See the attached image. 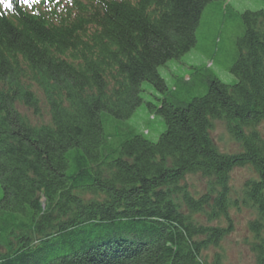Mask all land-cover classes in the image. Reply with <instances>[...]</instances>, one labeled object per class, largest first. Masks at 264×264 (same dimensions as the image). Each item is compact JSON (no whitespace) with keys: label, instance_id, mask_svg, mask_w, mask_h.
I'll return each instance as SVG.
<instances>
[{"label":"trees","instance_id":"trees-1","mask_svg":"<svg viewBox=\"0 0 264 264\" xmlns=\"http://www.w3.org/2000/svg\"><path fill=\"white\" fill-rule=\"evenodd\" d=\"M216 1L242 31L236 80L197 67L204 93L147 102L162 130L136 132L125 121L144 101L142 83L167 91L158 67L195 45ZM226 1L0 7V264H221L240 204L253 214V264H264V7L238 12ZM38 92L49 113L40 123L20 109L41 117ZM215 120L238 150L218 148ZM235 167L253 175L233 197Z\"/></svg>","mask_w":264,"mask_h":264},{"label":"rangeland","instance_id":"rangeland-1","mask_svg":"<svg viewBox=\"0 0 264 264\" xmlns=\"http://www.w3.org/2000/svg\"><path fill=\"white\" fill-rule=\"evenodd\" d=\"M218 4L219 1L212 2L203 9L195 32V45L179 58L170 59L164 65L158 67L159 74L167 83V91L162 93L153 84L147 81L142 83L144 101L136 112L125 121L136 132H143L147 138L156 139L159 131L162 130V128L157 130L156 121L158 118L151 114L147 102L158 104L159 99H162L166 93L172 92V89H175L179 96H185L187 91L191 96H199L204 93L205 89L201 86L202 77L198 75L200 72L197 71V67L209 66V69L226 83H233L236 80L234 74L229 71V65L235 58L236 42L242 31L230 16L226 17L218 13ZM226 4L238 12L255 11L264 7V0H227ZM226 4H223L222 8ZM221 11L226 12L227 10L224 8ZM192 72L196 73L193 75ZM189 77L193 81L192 85L185 86L182 79H188ZM38 95L42 102L41 117L36 118L30 109L24 107H20V109L32 119H36L37 123H40L49 119V113L39 92ZM105 129L108 133L110 125H106ZM211 135L222 151L234 152L240 148L227 132L226 126L221 120L213 122ZM252 175L253 171L249 167H235L230 171L229 183L234 191L233 197L239 196L244 181ZM201 181L194 178L198 188H202L203 183ZM231 209L229 212L231 230L220 243L222 247L220 250V263L253 264L254 254L249 249L251 234L248 231V221L253 218L252 210L241 204L239 207L233 206ZM214 254L215 250L209 251L208 260L212 261Z\"/></svg>","mask_w":264,"mask_h":264},{"label":"snow or ice","instance_id":"snow-or-ice-1","mask_svg":"<svg viewBox=\"0 0 264 264\" xmlns=\"http://www.w3.org/2000/svg\"><path fill=\"white\" fill-rule=\"evenodd\" d=\"M19 2L24 5L31 6L32 0H19ZM36 2H39V0H36ZM13 3L14 0H0V7L11 10L13 7Z\"/></svg>","mask_w":264,"mask_h":264}]
</instances>
